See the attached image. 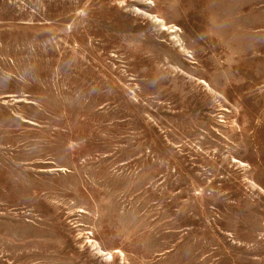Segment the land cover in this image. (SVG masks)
<instances>
[{"label": "rangeland", "instance_id": "1", "mask_svg": "<svg viewBox=\"0 0 264 264\" xmlns=\"http://www.w3.org/2000/svg\"><path fill=\"white\" fill-rule=\"evenodd\" d=\"M0 264H264V0H0Z\"/></svg>", "mask_w": 264, "mask_h": 264}]
</instances>
